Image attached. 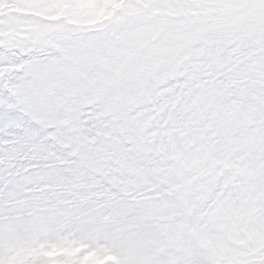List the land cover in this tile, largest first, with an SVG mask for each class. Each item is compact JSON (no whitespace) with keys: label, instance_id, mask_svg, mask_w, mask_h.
Instances as JSON below:
<instances>
[{"label":"snow or ice","instance_id":"obj_1","mask_svg":"<svg viewBox=\"0 0 264 264\" xmlns=\"http://www.w3.org/2000/svg\"><path fill=\"white\" fill-rule=\"evenodd\" d=\"M10 6L0 264H264V0Z\"/></svg>","mask_w":264,"mask_h":264},{"label":"rangeland","instance_id":"obj_2","mask_svg":"<svg viewBox=\"0 0 264 264\" xmlns=\"http://www.w3.org/2000/svg\"><path fill=\"white\" fill-rule=\"evenodd\" d=\"M27 9H20L14 6H10L7 8H0V15L3 14H12V13H17V12H21V11H25ZM109 259H111V257H109Z\"/></svg>","mask_w":264,"mask_h":264},{"label":"clouds","instance_id":"obj_3","mask_svg":"<svg viewBox=\"0 0 264 264\" xmlns=\"http://www.w3.org/2000/svg\"><path fill=\"white\" fill-rule=\"evenodd\" d=\"M86 264H96V258L94 257L88 258Z\"/></svg>","mask_w":264,"mask_h":264}]
</instances>
